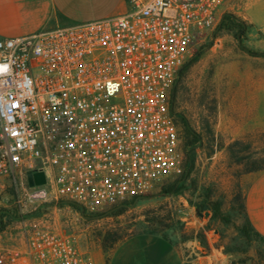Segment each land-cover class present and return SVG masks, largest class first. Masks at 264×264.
Masks as SVG:
<instances>
[{"label": "built area", "instance_id": "obj_1", "mask_svg": "<svg viewBox=\"0 0 264 264\" xmlns=\"http://www.w3.org/2000/svg\"><path fill=\"white\" fill-rule=\"evenodd\" d=\"M124 1L122 15L0 38V179L30 203L97 214L184 172L172 88L231 0ZM0 264L93 262L72 236L22 222L0 234Z\"/></svg>", "mask_w": 264, "mask_h": 264}, {"label": "rangeland", "instance_id": "obj_2", "mask_svg": "<svg viewBox=\"0 0 264 264\" xmlns=\"http://www.w3.org/2000/svg\"><path fill=\"white\" fill-rule=\"evenodd\" d=\"M245 3L231 0L222 13L228 16L224 26L219 22L196 40L171 92L174 113L198 139L189 150V168L176 179V193L165 195L162 186L123 210L85 220L67 205L30 203L17 185L0 179V215H6L1 236L22 222L49 227L72 236L93 264H108L105 233L126 237L157 230L185 264H264V243L246 233L239 210L248 176L255 173L248 170L264 164V50L248 44L234 25Z\"/></svg>", "mask_w": 264, "mask_h": 264}, {"label": "crops", "instance_id": "obj_3", "mask_svg": "<svg viewBox=\"0 0 264 264\" xmlns=\"http://www.w3.org/2000/svg\"><path fill=\"white\" fill-rule=\"evenodd\" d=\"M261 1L264 0H246L239 17L246 26L247 43L264 50ZM126 11L124 0H0V38L99 21ZM257 92L261 94L260 86ZM243 203L251 228L264 238V170L249 174ZM107 261L108 264H185L169 238L148 233L135 234L117 243Z\"/></svg>", "mask_w": 264, "mask_h": 264}, {"label": "trees", "instance_id": "obj_4", "mask_svg": "<svg viewBox=\"0 0 264 264\" xmlns=\"http://www.w3.org/2000/svg\"><path fill=\"white\" fill-rule=\"evenodd\" d=\"M227 15H223L221 20H220V28H222L225 24V22L227 21ZM235 27L241 31L243 34L246 33V26L245 24L238 20L237 23L234 24ZM218 27V26H217ZM196 57L197 54L194 56L193 60H196ZM192 60V61H193ZM186 63L185 65L181 68V70L179 71V76H181L186 68ZM178 76V77H179ZM177 81V80H176ZM176 83V82H175ZM174 87V86H173ZM172 91H173V88H172ZM172 114H173V120L175 122V124L180 127L181 129V137H182V142H183V150H184V154H185V164H184V172L183 174L180 176L182 177L185 172L187 171V169L189 168L191 162H192V159H191V156H190V147L194 146L195 143L197 142L198 139L194 138L192 135V133L190 132L189 128H188V124L187 122L185 121L184 118L182 117H177V115L174 113V109L172 108ZM179 119L180 122H177V119ZM190 138V140H188ZM264 170V164H260L259 166L253 168V169H250L248 170V172H258V171H263ZM179 180H175L174 182L170 183V184H166V186H163L162 188V193H164L165 195H168V194H174L176 193V184ZM133 199H136V198H133ZM132 200L128 201V202H125L121 205H127L129 203H131ZM240 200V199H239ZM243 200H244V197L242 199V202L239 204V210L240 212L243 214L244 216V227H245V230H246V233H250L252 234L257 240L261 241L264 243V238L261 237L259 234H257L256 232H254V230L251 228L247 218H246V215H245V211H244V203H243ZM60 206H63L62 204H59ZM69 207H71L72 209H74L75 211L79 212L80 213V210L75 207V206H71V205H67ZM116 207V206H114ZM113 207V208H114ZM124 207H120L119 210L117 211H120V210H123ZM114 213H117L116 211ZM91 215H94V214H90L89 216ZM97 216L99 215H102V214H95ZM6 216V215H0V224H1V220L2 218ZM158 225H160V222H157ZM244 230V232H245ZM145 233H148V234H158L159 232L157 230H152V231H149V232H145ZM158 235H162L164 237H166L164 234H158ZM132 236V235H131ZM130 236H126V237H123L121 235H118L116 233H112V232H107L104 234L103 238H102V253L104 256H106V258L109 257V254L111 253L112 249L114 248V246L119 243L120 241L128 238ZM167 238V237H166Z\"/></svg>", "mask_w": 264, "mask_h": 264}, {"label": "water", "instance_id": "obj_5", "mask_svg": "<svg viewBox=\"0 0 264 264\" xmlns=\"http://www.w3.org/2000/svg\"><path fill=\"white\" fill-rule=\"evenodd\" d=\"M172 102V99H171ZM171 112H172V107H171ZM26 180H27V184L29 187H38L41 185L45 184V178H44V174L43 172H27L26 174ZM138 200V198L135 199L134 203ZM61 204H65V205H71V206H75L80 210V216L85 219V220H94V219H98L101 216L107 215L109 213H111L112 211L120 208V207H125V205H119L111 210H109L108 212L99 215V216H86L84 214V210L82 209V207L74 202H70V201H64L61 202ZM204 209H206V207H204Z\"/></svg>", "mask_w": 264, "mask_h": 264}]
</instances>
